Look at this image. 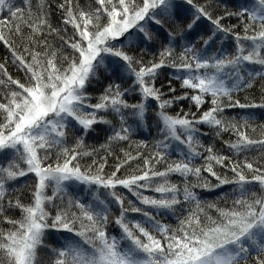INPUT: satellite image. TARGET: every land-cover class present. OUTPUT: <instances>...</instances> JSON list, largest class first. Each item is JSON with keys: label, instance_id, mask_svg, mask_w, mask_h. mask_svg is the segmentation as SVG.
<instances>
[{"label": "snow or ice", "instance_id": "6c2138e0", "mask_svg": "<svg viewBox=\"0 0 264 264\" xmlns=\"http://www.w3.org/2000/svg\"><path fill=\"white\" fill-rule=\"evenodd\" d=\"M0 50V264H264V0H0Z\"/></svg>", "mask_w": 264, "mask_h": 264}, {"label": "trees", "instance_id": "16d2710c", "mask_svg": "<svg viewBox=\"0 0 264 264\" xmlns=\"http://www.w3.org/2000/svg\"><path fill=\"white\" fill-rule=\"evenodd\" d=\"M232 23H235V21H232ZM2 54H3V53H2V50H0V55H2ZM12 71L14 72L15 70L12 69ZM177 86H178V85H177ZM245 95H249V96L258 95V92H257V93H243V92L240 93V98H241L242 102H243V97H244ZM239 111H242V110H239V109L235 110V112H239ZM235 112H230L229 115H234ZM256 115L259 116V111H258V110L256 111ZM256 123H260V121H256ZM139 138H141V137H137L136 139H139ZM102 140H103V137L101 136V142H102ZM89 143H96V142L90 140ZM101 154H102V153H101ZM89 162H90V161H89ZM110 162H111V161H110ZM226 190H227V189H226ZM217 194H218V193H217ZM208 198H209V199H212L213 197H212V196H209Z\"/></svg>", "mask_w": 264, "mask_h": 264}]
</instances>
